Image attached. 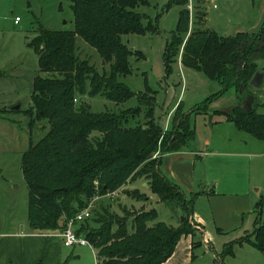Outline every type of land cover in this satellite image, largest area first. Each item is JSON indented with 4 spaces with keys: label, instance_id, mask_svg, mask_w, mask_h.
I'll return each instance as SVG.
<instances>
[{
    "label": "trees",
    "instance_id": "obj_1",
    "mask_svg": "<svg viewBox=\"0 0 264 264\" xmlns=\"http://www.w3.org/2000/svg\"><path fill=\"white\" fill-rule=\"evenodd\" d=\"M69 1L72 28L54 30L38 25L27 44L36 53L38 64L30 105L22 110L29 131V144L20 162L27 186L28 227L34 233H58L68 219L92 202L90 216L76 222L75 232L95 249L97 264H162L182 235L195 232L187 218L197 194L187 197L158 168L160 153L189 146L194 132L191 114L180 112V101L165 130L154 116L156 91L147 86L146 92H134L119 80L130 72L128 56L141 55L128 49L122 36L157 31L151 22L144 24L145 15L137 11L149 0ZM187 1L168 0L166 5L183 8L164 48L166 74L172 63L180 61L219 85L198 103L194 113L207 114L209 104L233 88L236 103L226 111L213 110L209 116L222 115L237 129L264 140V113L257 111L262 104L251 84L257 72H264V66L257 63L264 57V22L255 32L231 35L198 26L189 29ZM76 37L94 48L108 68L98 70L88 59L80 58ZM97 95L116 104L137 96L138 104L93 112L81 97ZM250 97L251 110L246 112L241 104ZM141 114L144 122L139 119ZM37 126L43 135L34 141L31 132ZM157 152L158 157L153 158ZM138 178L145 180L160 202L184 211L178 226L157 220L154 208L131 212L126 206L116 210L103 200L96 201L114 199L106 194ZM123 193L135 200L146 196L138 190ZM244 241L264 253V220L256 221L251 234L225 243L220 258L233 255L234 245Z\"/></svg>",
    "mask_w": 264,
    "mask_h": 264
},
{
    "label": "rangeland",
    "instance_id": "obj_2",
    "mask_svg": "<svg viewBox=\"0 0 264 264\" xmlns=\"http://www.w3.org/2000/svg\"><path fill=\"white\" fill-rule=\"evenodd\" d=\"M167 2L168 0H149L147 5L137 7V11L145 15L143 23L151 22L157 31L154 33L149 31L144 34L129 33L122 36V41L128 46V49L141 55L132 53L128 56L130 72L119 76V80L134 92H146L148 87L157 91L155 93L157 105L154 113L161 126H163L162 123H164L167 113L181 101L180 112L191 114L190 122L194 131L193 139L187 149L195 146L203 148L206 145L207 149H218L219 151L228 149L230 152L236 150L243 153L244 150H237V129L232 123L226 125L224 120L216 115L214 117L216 122L209 124L210 110H212L210 106L216 103V108L226 111L236 103L235 90L233 88L228 90L218 98V101L214 100L212 104H209L207 107L209 114L194 113L198 108V103L217 91L219 85L208 79L202 72L187 69L180 66L178 62L172 63L169 74H166L163 61L164 48L176 29L179 13L183 9L182 6L175 4L166 7ZM186 8L189 13V29L198 26L216 30L223 35H231L238 30H251L257 24L264 10V0H188ZM17 15L20 16L21 21L15 24L14 17ZM263 22L264 16L257 28ZM38 25L54 30L71 29L73 26L71 2L69 0H0V97H4L3 99L6 100L17 97L22 102V108L27 107L32 87V76L37 68L36 55L27 44L33 38ZM76 52L80 58L88 59L98 70H101L102 67L108 68L95 49L80 37H76ZM257 63L259 66H264V57L258 59ZM190 76H193L194 79ZM252 90L262 104L257 106V111L264 113V79L260 87H252ZM81 99L88 103L93 112L106 109L118 111L135 107L138 104L137 96L119 104L100 95L82 96ZM14 110L9 105L0 108V238L3 237V234L20 232L28 228L26 227L27 186L20 171L21 154L17 150L19 142L16 137L12 136L13 134L21 135V132H25L26 137L29 135L26 125L28 119L21 110L18 112H14ZM6 118L13 119L18 124L12 125ZM139 119L144 122L143 114ZM35 128L39 129L38 126ZM240 134H243L245 140V143L240 145L243 149L254 152L264 148V141L257 140L243 131ZM31 136L36 141L38 134L32 131ZM249 140H252L251 142H254L256 147ZM158 154V152L154 153L153 158H157ZM212 158L211 173L218 179V184L213 185L216 193L230 191L227 186L231 179L237 178V161L243 163L253 160L247 155L237 154H217ZM256 161H259L258 168L256 171L253 169L250 175L254 183L251 189L255 191L257 187H260L258 201L261 200L262 210L259 216L258 212H252V220L262 221L264 220V197L260 198V196L264 195V154L250 162L252 165H256ZM121 189L113 197L114 199L103 200L104 204L117 206L119 201L117 196ZM144 189L139 183L136 184V187H132V190L145 192L148 196V192ZM129 204H133L134 207L138 206L135 202H129ZM145 206H148V210L153 206L156 207L153 201L147 202ZM192 207L194 212L203 214L209 221L208 199L195 198ZM137 209L128 210L133 212L139 210ZM158 211L162 220L171 216L177 223L184 220H179L185 214L184 211L174 205L163 204L158 208ZM189 216L190 214L187 224L191 229L198 230L199 224L192 220L191 216L189 219ZM209 226H211L210 223ZM228 235L227 239L230 238ZM77 253L79 258L72 256V259L66 264H96L94 249L90 246L82 247L80 251L78 249L75 254ZM3 254H0V260L3 259ZM236 260L237 257L233 262Z\"/></svg>",
    "mask_w": 264,
    "mask_h": 264
},
{
    "label": "crops",
    "instance_id": "obj_3",
    "mask_svg": "<svg viewBox=\"0 0 264 264\" xmlns=\"http://www.w3.org/2000/svg\"><path fill=\"white\" fill-rule=\"evenodd\" d=\"M262 16H264V10ZM261 18L259 19L257 24L254 25L251 30H247V32H254L255 30H257ZM20 21L21 18L17 23H14L18 24ZM240 31L244 30H238L237 32ZM35 33L36 32L34 31V35ZM34 72L35 73H33L32 81L34 76L38 72V64ZM190 77L194 79L193 76ZM254 87H260V85H253V88ZM3 98L4 97H0V108L1 106L9 105L13 109H19V111H22L30 105V94L29 99L27 100L26 108H22V102L17 97L7 100ZM216 100L218 101V99ZM215 104L210 106V109H212L210 110L211 112L215 109H222L216 108ZM175 107L176 105H174L172 110L167 113L166 119L164 123H162L165 130L169 127L170 117ZM162 116L164 117V113ZM215 116L216 115H212V118L211 116H209V124L216 122L214 119ZM219 118H222L226 125L228 123H232L226 120L222 115H219ZM6 120L12 125L18 124L13 119V121L7 118ZM32 131H35L38 134L37 139L43 135V131L41 129L34 128ZM239 131L241 132V130L237 129V150L242 149L244 150L243 153L237 152L236 150L230 152L228 149L222 151H219L218 149H207V147L205 148V145L203 148L195 146L193 148H181L175 151H168L159 154L160 162L158 168L161 173L164 174L173 183L177 184L185 192L187 197L196 193L197 195L195 196V198L202 197L208 199L210 212V217L208 216L209 221L203 214L194 212L193 207L192 212L190 213L192 220L197 222L202 230L208 235L210 239L209 244L207 246L203 244L201 239V231L199 230H195V232L192 234L182 235L178 240L172 255L162 264H264V253L255 248L248 241H244L241 244L234 245L233 255H227L223 259H221L219 256V253L223 249L225 243L247 234H251L253 232L256 221L254 219L252 220V212H258L259 216L262 210L260 203L261 200L258 201L260 187H257L255 191H253L251 187L254 183L250 178L253 169L256 171V169L258 168L259 161H256V165H252L250 161L256 160L258 157L262 156L264 154V148L260 151L254 152L243 149V147H241L240 145H242V143H245V140L243 139V134H240ZM28 132L29 131L27 129V133ZM12 136L16 137V140L19 142L17 150H19L20 154L22 155V153L28 147L29 135H27L26 137V133L21 132V135L13 134ZM249 141L254 145V147H256V144H254V142H251L252 140ZM217 154L247 155L250 159H253L250 161L248 160L247 162L245 161L243 163L237 161V178H233L230 180V183L227 186L230 191L222 193H216L214 189L213 185L218 184V179L215 175H212V166H210V163L213 159L212 157ZM138 183L142 185L145 188L144 190L148 192L147 196L145 192L139 191L140 193L146 194L144 199L135 200L123 193L125 189L132 190V187H136V184ZM117 197L116 198L119 199L118 205H112V208H115L116 210H118V208L121 206H126L131 210L137 208L148 210V206H145V204H147V202L153 201V204L156 206H153V208L156 209L158 213L157 220L163 221L171 226L179 225V221L177 223V221H175L172 216L168 217L166 220H162L160 218L158 208L164 203L160 202L158 197L149 190V187L143 178H138L132 182L127 183L125 186H123V189ZM263 197L264 195L260 196V198ZM97 200H99L98 202H101L102 200H107V198H97L96 201ZM128 201L135 202L138 204V206L134 207V205L129 204ZM258 203L260 204L257 206ZM182 219L183 218L181 217V219L179 220ZM209 223L211 224V226H209ZM249 224H251V226H249ZM26 225V227H28V223H26ZM208 227H210V229H207ZM228 233H231V235H228ZM227 235L230 237L229 239L226 238ZM82 247L88 246H65L62 242L61 237L57 233H34L28 227L24 231H15L14 233L3 234V237L0 238V254L4 253V257L0 260V264H66L70 259H72V256H76L77 258H79V254H75V252L78 251V249L80 251ZM94 254L95 262L97 264L95 249ZM236 257V262H233Z\"/></svg>",
    "mask_w": 264,
    "mask_h": 264
},
{
    "label": "built area",
    "instance_id": "obj_4",
    "mask_svg": "<svg viewBox=\"0 0 264 264\" xmlns=\"http://www.w3.org/2000/svg\"><path fill=\"white\" fill-rule=\"evenodd\" d=\"M215 7V5H213ZM20 20V16L14 17V22L17 23ZM180 66V61L178 62ZM118 190L107 193L106 195L109 197H115L118 194ZM92 202H90L86 207L79 210L78 213L73 217L68 219L63 228L57 234L61 237L62 242L65 246H73V245H86L90 246L89 242L81 235H77L75 232V224L76 222L82 221L85 218H88L91 214ZM198 230L201 231V239L205 246H207L210 242L208 235L202 230V228L198 225Z\"/></svg>",
    "mask_w": 264,
    "mask_h": 264
},
{
    "label": "water",
    "instance_id": "obj_5",
    "mask_svg": "<svg viewBox=\"0 0 264 264\" xmlns=\"http://www.w3.org/2000/svg\"><path fill=\"white\" fill-rule=\"evenodd\" d=\"M132 50V49H130ZM263 79H264V72L263 71H260V72H257L254 77L252 78L251 80V84L252 86H258V85H261L262 82H263ZM252 100L253 98L250 97L249 99L245 100L241 106L242 108L246 111V112H249L251 110V105H252Z\"/></svg>",
    "mask_w": 264,
    "mask_h": 264
}]
</instances>
